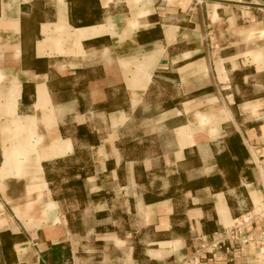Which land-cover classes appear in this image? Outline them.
I'll list each match as a JSON object with an SVG mask.
<instances>
[{
  "label": "crops",
  "instance_id": "1",
  "mask_svg": "<svg viewBox=\"0 0 264 264\" xmlns=\"http://www.w3.org/2000/svg\"><path fill=\"white\" fill-rule=\"evenodd\" d=\"M258 204L264 0H0V264H264Z\"/></svg>",
  "mask_w": 264,
  "mask_h": 264
},
{
  "label": "trees",
  "instance_id": "2",
  "mask_svg": "<svg viewBox=\"0 0 264 264\" xmlns=\"http://www.w3.org/2000/svg\"><path fill=\"white\" fill-rule=\"evenodd\" d=\"M76 167V165L72 166V170L70 172L72 179L71 181H69V183L72 184L71 193H74L77 197H80L79 193H82L83 196L81 198L86 199V195L84 194L85 188L83 185V180L86 177V171H79ZM78 175L79 177L77 179L76 176ZM47 178L49 181H51V177H49V175L47 176ZM68 193L69 192H67V194ZM42 258V264H73L71 247L66 243H62L60 245H51L50 248L42 255Z\"/></svg>",
  "mask_w": 264,
  "mask_h": 264
},
{
  "label": "built area",
  "instance_id": "3",
  "mask_svg": "<svg viewBox=\"0 0 264 264\" xmlns=\"http://www.w3.org/2000/svg\"><path fill=\"white\" fill-rule=\"evenodd\" d=\"M260 222H264V204H258L252 212L246 213L241 217V219L236 220L235 227L231 230L227 229L222 234H218L219 238L230 237V240H232L235 244L239 242L246 243L248 239L244 237L242 231L248 226H251L252 224H259ZM225 249L227 253L235 254L236 247L226 246Z\"/></svg>",
  "mask_w": 264,
  "mask_h": 264
},
{
  "label": "rangeland",
  "instance_id": "4",
  "mask_svg": "<svg viewBox=\"0 0 264 264\" xmlns=\"http://www.w3.org/2000/svg\"><path fill=\"white\" fill-rule=\"evenodd\" d=\"M78 162L80 163V162H84L85 164H91V161H89V156H88V154H87V151H85L84 153H81V154H79L78 155V157L76 158V159H74V160H72L71 162H68L67 163V166H74V165H77L78 164ZM61 174V178H62V180H63V178H64V181H67V179H68V177H71V175H70V172H69V175L68 174H66L65 172H61L60 173ZM64 183H66V182H64ZM81 190V189H80ZM83 190V189H82ZM81 192V191H80ZM85 195H87L88 194V191H85V193H84ZM79 196H80V198L83 196L82 195V193H79ZM71 206V208H73L74 206H76V205H70ZM73 206V207H72ZM0 212L1 213H4V214H6L7 216H8V214H11V208H10V206L8 205V206H4L3 208H1V210H0ZM77 217V216H76Z\"/></svg>",
  "mask_w": 264,
  "mask_h": 264
}]
</instances>
